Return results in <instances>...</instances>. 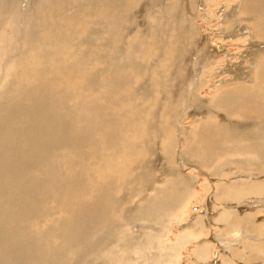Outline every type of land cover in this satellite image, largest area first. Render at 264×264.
<instances>
[{"label":"rangeland","instance_id":"1","mask_svg":"<svg viewBox=\"0 0 264 264\" xmlns=\"http://www.w3.org/2000/svg\"><path fill=\"white\" fill-rule=\"evenodd\" d=\"M20 1L17 0V2L12 4L11 0H3L2 2L0 0V6H1L0 17L4 18L2 19L3 21L6 19L7 22L6 21L5 22L8 25L6 23L4 24H6L7 26L10 25L9 28L11 29L12 33H11V37L9 38L10 40L9 43L12 42L13 40L12 44L16 42L20 44L21 42L20 39L21 37L23 38L24 36L23 34L26 33L25 31L26 29H28V25H31L35 21L38 22V20H36L38 18L36 17H39L41 15L40 7L38 6L39 4L41 5V0H22L21 2ZM48 1L50 0H47L46 2ZM75 1L77 0H74L75 4L74 3L72 4L74 6H72L71 4H70L71 6L66 5L65 1L63 0L59 3L60 5L62 2L64 3V5L62 4L63 6L61 10L60 7H58V10L60 13L63 9V13L60 14L62 15V19L63 17L66 19V20L63 19L66 22H64L63 20H62L63 22H61L63 23L61 24V27L63 29L65 28L64 33L63 32L61 33L63 37L61 35H60L61 37L59 36V38L63 40V43L53 42V44L48 47L45 44L43 45L44 49H41L40 51L36 48H31L28 51V53L25 55L26 56L25 60H22L19 63L17 67V72L18 74H20L21 72L23 74L24 73L26 74L28 72L29 75L28 79H24L23 81L25 85L31 86L38 79V75L36 73L37 69H38L37 70L38 73L46 74L48 68L52 69L54 65H55L54 67H56L58 64L63 62L64 64L63 63L62 64L68 67L67 70H69V73L66 76L64 75L62 77L61 74H59V76L61 77V82L57 86V89L59 86H61L62 88H64L66 92L68 91L67 93L68 95L64 96L62 99L63 105H66V107L67 106L70 107L74 112H80L81 109L79 110V105L81 103V97L79 93L82 88L83 79L86 78L90 80L92 78L93 80L96 81L97 79L99 80V78L100 80L106 79L105 77L106 75L100 74L102 68L104 67V64H101L102 62L100 60L99 61L94 60L97 63L92 61L90 63H87V60L84 61L80 59V53H83L84 49L86 48L85 47L86 41L89 39H90L89 41H92L93 39L91 40V38H93V36L94 39H97L96 36L100 34V30L98 29V27L95 28L96 27L95 25L97 24L95 23L94 25L93 22L95 21L93 18L88 17L86 13L83 14L84 11L81 8L82 2H78L79 0L77 2ZM131 1L132 3L129 4L128 9L129 10L132 9V11L130 15V20L128 21V28H127V31H130V33L127 34L126 36H121V34H117L113 36L112 41L115 44H118V46L122 45L123 42H125V46H122L120 48L126 50L123 51V55L126 56L122 55L121 56L122 58L121 57L117 58L118 60L125 61L126 59L127 61H129V63H135L136 65H139V67L132 69L129 68L127 72L126 68H128L129 66L126 64L124 66L121 65V67L123 68L127 66L124 69L125 71L122 70L119 73L123 74L124 72H126L131 77L129 78V84L127 83L123 87L118 86L116 91L112 92L110 95H108V97L111 98L112 96L113 98L112 101L114 100V98H116L115 100L117 104H122V106L117 105L118 107L116 108V111H119L121 109L124 110L125 108H127L128 104L130 106L132 104L131 100L134 98L137 104L142 103L140 104V106L143 108L142 111L143 113L142 112L137 113L139 114V117L142 118L140 119V121H133L132 126L129 123H127L126 124L127 127L123 129L119 128L118 129L119 131H115L116 129H114L113 131L112 129V131L115 133V136L117 137V140H119L121 146V149L116 157H113L109 154L110 145L108 143L101 144L103 150L102 153L100 152V155H98L96 152L97 146L95 143H93L91 146L87 148L88 151L87 161L96 164V167H98L97 171H95L94 169H86L84 170L85 173H80L79 175L75 176L74 174L75 169L79 164L76 162L77 159H75L74 161H70V163L66 166L61 164L58 167V173L56 174L57 177L56 178L52 177L51 180L46 181V186L44 187L40 202L41 212L39 214L35 213L37 214V216H34L29 213L25 220V223L29 227L30 231L32 230L34 236L36 235L35 237L43 244L42 252L39 257L41 263L47 264L51 260V258L54 257L55 264H58L60 255L61 258H63L66 255H67L66 257H68L72 254L71 250L69 249V243L66 244V242H64L63 237L61 236L50 234L51 233L50 230H53V227L54 228L57 227V230H61V231L66 230L65 227L61 224V222L66 215L67 206L74 204L77 199V196L74 194L73 187L77 185L81 180L84 181L85 189L88 194L95 196L99 195L105 200L113 197H118L119 199H121V201L124 199L123 200L124 202L122 201L123 207L133 208V207L143 206L145 204L142 200L143 198L147 196L156 195V192L154 190L164 187L165 182L167 181V179H169V176H167V174H164V171L168 169L167 166L168 167L171 166L169 168H176L177 170L180 169L181 173L187 176L186 179H188L189 181L191 180L188 188H190V194H192L193 197H189L188 200L186 199L180 200L177 209L172 210V212H170V214L167 215L165 219L163 218L164 219L163 221L161 222L154 221L152 223L153 229L144 228L143 230H145L146 232H139L138 229L141 230V227L139 228L137 227L141 224H138L136 221H132V224L130 223L131 225L129 224L128 226V232H130L132 235L131 238L136 239V237L138 236L139 237L144 236L145 238H148L150 242L154 241L153 242L154 244L152 245L150 244L142 250H139L140 248L138 249L133 248L132 250H130L128 255L131 258H129V260H127L128 262L126 261V263L122 261H120L121 263L117 261L114 262V260L109 255L99 253L98 255L95 256V258H92L91 261L87 260L83 262V264H104V261L106 259H109V261H111L106 264H114V263L149 264V261L155 254H158L157 256L155 255L157 261V263L155 264H264V257H262L264 254H259V253H264V244H263L264 235L261 234L263 233L262 229H264V192L259 194L252 193L251 195L248 196L245 195L243 199L239 200L238 202L239 206L233 207L231 209L229 207V203L227 201H224L222 199V196H219V193L222 192V190L226 189V187H228L230 184L232 185L237 181L244 183H253L254 185L255 183L264 181V163L262 162L260 163V169H259L260 171L258 173H255L254 171L258 169L250 168V171L253 173L252 174L246 172L245 169L240 168L241 167L240 165L239 166L237 164L235 165V163H231L230 161L227 160H226L227 162H223L222 159V162L219 165L220 168L218 167L219 172H216L218 174L214 175L212 174V172H214L217 167L215 166V163L219 164L221 160L214 162V164H212L215 167L211 166V168L207 167L205 169L200 166V162L196 158H193V155H191V153H188L189 157L184 155V153H186L184 148L189 147L193 142L191 139L193 135V131L195 130V128L199 127L200 125L203 124L205 125L206 123L209 122L212 123L211 125H215L218 123L226 124L230 122L233 123L235 122V120L237 122H242L244 125H247V123L251 121L244 118L242 115H240L239 112L236 113L232 112L231 116L227 118L224 113L218 110L217 107H214L215 106L214 104L216 103V101L220 100L219 99V96L221 95L220 93L231 91L236 88L239 89L240 87H242L243 89L245 87L246 88L248 87L250 90L259 89L261 87V85L257 83V80H259V65L262 62V59H264L263 57L264 52L260 53L259 56L260 58L259 57L253 58L254 53H256L257 50L254 46L251 45L252 44L251 41L255 39L256 35H258L256 30V22L258 21L257 20L258 17L254 15L250 17L249 13H246L245 11L242 12V7L244 5L243 3H241V0H201L204 2V4H202L203 2L202 3L200 2L199 4L198 0H192V1L166 0V2L165 0H163L164 4L161 2L159 3L158 0H149V1L141 0L143 2L139 0H131ZM156 1L159 3L158 6L156 4L150 5ZM237 1H239L238 2L239 4L236 3ZM3 2L6 3L4 4ZM176 2L178 3L174 4ZM50 3L53 4L52 0L51 2H49V5ZM146 5H147V9L145 8ZM50 6L52 7V5ZM50 6L48 7L51 8ZM64 6L66 7V10L69 9V11L66 12ZM236 6L237 8H235ZM69 7H72L71 11ZM76 7H79L82 10L80 11V9ZM49 8L47 9L48 12L45 11L47 13L46 16L48 15L49 12H50L49 15L52 13L51 12L52 9L50 11ZM53 8L55 9L57 7L53 5ZM72 9L73 12H75L74 15ZM8 10L11 11L8 12L7 15L4 14V11H8ZM121 10L123 11L125 10L123 4L121 6ZM225 10L228 13L232 11L235 12L234 16H232L235 18L234 19L231 18L230 21L229 20L224 21L225 19H223L224 16L223 13L226 14ZM177 11L180 12L177 13ZM24 12H26L27 14L25 13L24 15ZM69 12L72 13L71 17L69 16L70 15ZM38 13L39 15H37ZM64 13L67 14L69 13V15L65 14L67 17L69 16V18L63 16ZM60 14H58L60 17L58 15H57L58 17L56 16L58 19L61 18ZM107 15L108 13L106 14V16ZM114 15H118V13L114 12ZM174 15L179 16L180 19L179 17H176L178 19L177 21L176 18L172 19V16ZM247 15H249V17ZM28 16L33 18V22L32 19L29 18ZM257 16H261V14L259 15L257 14ZM121 20L120 22L124 21ZM249 21H250V25L252 26L249 25ZM68 22L70 24H68ZM172 22L175 24L176 30L171 29L169 31H166L167 35L164 34V30L166 26L172 25ZM71 23L73 25H71ZM239 23L242 24L240 25ZM26 24L28 25L26 26ZM93 25L95 26L94 30L92 28ZM147 25L150 27L148 29V34L146 35L140 34L139 30L142 28H147L148 27ZM234 25L237 26L235 27ZM68 26H73L74 28ZM178 26H180V30ZM90 27L92 29H90ZM187 27H191L189 33L191 31L192 32L194 31L192 36L195 39L194 41L197 47L193 45V40H192L193 37L187 38L185 41H184V36L180 38L178 33H180V31L185 32ZM5 30L7 32V29ZM88 30H89V34L87 33ZM90 31L92 32V35ZM195 31L201 34V35L199 34L200 37L197 35V33H195ZM19 32L22 35L19 34ZM154 32H157L159 36L155 35ZM66 33L68 35H64ZM241 33H243V35H241ZM18 36L20 39H18ZM12 37H16L17 39L15 38L12 39ZM65 37L66 39L68 38L67 39L68 41L65 39ZM156 38L157 40H155ZM174 38H176L175 42H174ZM261 39H264V37H261ZM161 40L167 41L168 45L162 46L161 51L153 48V45H156L155 42L158 43V41ZM74 42L75 43L77 42V44H74ZM82 42L84 45L81 44ZM212 42L219 47L223 45L222 47L223 49L221 48L215 50L214 48H216L217 46L215 47V45ZM68 43H70V45ZM184 43L186 44L185 47L182 49L184 52H182L180 51L181 46L178 45H183ZM148 44L150 47L148 46ZM5 48L6 46H4V49ZM131 48H133L132 51ZM163 48H166L167 50ZM196 48L199 49L198 50L199 54L197 53ZM7 49L8 48H6L5 50ZM48 50L51 51L52 56H50L51 53L50 51L48 52ZM18 51H19V47L16 46L12 48L11 53L10 51L9 53L11 55L13 54L16 55L17 54L16 52ZM98 51L101 52L100 50ZM200 51L203 52L201 53ZM180 54L182 55V58L179 57ZM127 55H129V57ZM87 56L89 57V55ZM117 59H113V60L109 59L108 61L112 60L113 62L114 61L118 62ZM109 65L112 66L111 64ZM54 69H52L53 73H55ZM150 70L153 72H150ZM1 72L2 70L0 69V76L2 77L0 79V92L9 90L11 86L15 87L14 83L16 79L14 78V76H12L14 69L12 67L8 68L6 66L3 73ZM87 73L91 75V78L87 76L89 75ZM149 79L152 80L150 81ZM88 81L86 80L84 83L86 84ZM2 82L4 84H1ZM8 83L9 84L11 83V86ZM143 83L144 86L147 87V95H146L147 98L150 96L148 100L136 99L133 96L136 89L142 86ZM100 84L101 82L92 84L91 85L92 89L91 90L89 89L88 91L90 92L92 91L94 93L101 91L102 86ZM4 86L6 87V89ZM249 86L252 87L250 88ZM61 87L59 88L61 89ZM176 87L178 88L180 87V88L178 89ZM174 91L178 93L177 99L175 98L176 103H174V106L176 107L175 112H172V110H168L167 112H170V115L163 116L162 110L168 103L165 101V99L169 97L171 100L172 95L175 94ZM241 93L242 91H239L237 94L240 95ZM156 96L158 98H156ZM204 107H210L212 112H216L213 113V117H209L208 115L205 114L203 115L198 114V112H202ZM213 108L215 109V111ZM137 109L140 110V107ZM7 111H5V113H7ZM116 111H115L116 116H119V112ZM127 114L128 112L126 113V115ZM261 114L264 115V112H261ZM120 116L119 118H121L122 120L119 121V123L121 122L120 123V127H121L122 124L124 123V118ZM149 121L153 122L149 127L154 126V124L156 125L158 124L157 127L156 126L155 128L152 127L153 129L152 128L150 129L149 127L146 128L145 125H147V122ZM170 141L173 142V147H172L173 151L171 150V152L167 154L164 150L165 148L164 144H168L170 143ZM134 143H138L139 145H134ZM126 144L129 145L126 146ZM145 146L148 147L152 146L157 149H155L156 150L155 152L152 153L148 152V154H146L145 152L142 151V149ZM161 147H163V150L161 149ZM241 152L240 153L235 152V153H238L237 154L238 158L240 157L242 159L248 158L249 160L248 165L252 164L251 158L254 157L253 158L254 160L257 159L258 154L254 153V151L251 150L247 151L244 149ZM61 153L62 151L60 150V148L55 146V148L52 149L50 155H58ZM260 153L261 155H263L264 151ZM80 156L81 155H78L77 158H80ZM224 157H233V156L232 154H226ZM259 159L261 158L259 157ZM61 160L62 158H60V161ZM149 160L154 165L156 163L157 167L159 166L157 170L153 172L151 171V173L149 174L143 169L139 172L138 178L133 179L132 173L134 172H132L129 168L134 167L137 162L139 164L141 162H147L148 164L147 163L146 164L149 165L150 164V162H148ZM222 163L224 165H222ZM47 164H49V161L47 162ZM71 177H76V178L72 181H68V178ZM45 178H47V173L42 177L41 180L38 181L39 184H41V187ZM54 185L58 186V188L56 190H51L52 186ZM145 185H148V187L144 191L140 192L142 187ZM36 191H39V189H37ZM136 193H138L137 196ZM230 204L234 205L236 203L230 202ZM119 207L120 206L117 205V209H119ZM200 210H204L206 213L202 214ZM231 210H233L234 212L232 214L233 218L231 217L230 219L235 220L239 218V222L241 219H245L244 225L241 224L239 228H236V226L233 225L234 223L231 224L230 221H225V222L221 221L223 215ZM115 215L114 218L116 217ZM50 219H52V221H50ZM190 220L192 222H190ZM188 223H191L193 228L196 229L200 228L199 230L202 232V234H200V236L196 239L193 238L191 240L185 239L179 241L181 240L180 239L181 236L184 235L185 233L184 230L188 229L189 227L187 226L189 225ZM36 225L38 228L36 227ZM253 225L256 227L257 232L259 230L260 232L258 233L259 235L252 234L251 230L253 231V229H251L250 227H254ZM119 229H122V227H120ZM135 232H139L136 234L138 235L136 237L133 235ZM49 234L52 236H50ZM117 240H120L121 242L124 241L123 238H119ZM202 241H204V243ZM247 243L256 244L257 246L255 245L256 247L250 248L246 245ZM45 246L47 248H45ZM52 247H53V251H52ZM203 247L207 249L205 256H202L203 254L200 255L197 253L199 249ZM257 247L259 249L258 250L259 252L257 251ZM115 249L118 250L117 247H115ZM210 250L211 251L218 250V252L220 253L219 257L213 260V258L210 257L209 255ZM256 251L257 253H254ZM252 252L255 254V257L253 256ZM120 254L121 255L123 254L122 251L120 252ZM124 255H126V253ZM257 255H262V256L261 257L259 256L256 259ZM88 257L89 255L86 256L87 259ZM133 259L135 262L130 261Z\"/></svg>","mask_w":264,"mask_h":264},{"label":"bare ground","instance_id":"2","mask_svg":"<svg viewBox=\"0 0 264 264\" xmlns=\"http://www.w3.org/2000/svg\"><path fill=\"white\" fill-rule=\"evenodd\" d=\"M2 1L3 0H1V2ZM46 1L47 0H41V5L40 4L38 5L41 11V15L39 17H36L38 18L36 19L38 20V22H36L35 20H34L35 22H33V18L29 17L33 13L28 16L29 18L32 19L33 23L31 25L26 24V26L28 25V29H26L25 31L26 33L23 34L24 35L23 38L21 37L22 34L19 32V34H21L20 35L21 39L18 36V39L21 40L20 44H18L17 42L12 44L13 40L12 42L9 43L10 41L9 38L11 37V33H12L11 29L9 28L10 25L7 26L8 24L6 23L7 22L6 19L3 21L2 19L4 18L0 17V69L2 70L1 73H3L6 66L8 68L12 67L14 69L12 76H14V78L16 79L14 83L15 87H12L11 83L10 84L8 83L11 86V88H9V90H5L4 92H0V264H42L39 257L42 252L43 244L41 241H39L35 237L36 235L34 236V234L32 233V230L30 231L29 227L25 223V220L29 213L34 216H37V214L41 212L40 202H41V197L43 194L44 187L46 186V181L51 180L52 177H55V178L57 177L56 174L58 173V167L61 164L66 166L70 163V161H74L75 159H77L76 162L79 163L75 169V173H74L75 176L79 175L80 173H85L84 170L86 169H94L95 171H97L98 167H96V164L87 161L88 159L87 148L91 146L93 143H95L97 146L96 152L98 155H100V152L102 153V150H103V147L101 146V144L108 143L110 145L109 154L113 157H116L121 149V146H120L119 140H117V137L115 136V133L113 132L114 129H116L115 131H119L118 130L119 128L121 129L126 128L127 123H129L132 126L133 121H140V119L142 118V117L140 118L139 114H137L138 112L143 111V108L140 106V104L142 103L137 104L134 98L131 100L132 104L130 106L129 104L128 105L126 104L127 108L123 107L125 108L124 110L121 109L119 111H116V108L118 107L117 105L122 106V104H117L115 100L116 98H114V100L112 101L113 99L112 96L111 98L108 97V95L116 91L118 86L123 87L127 83L129 84V78L131 77L126 72H124L123 74L119 73L122 70H124L127 66L123 68L121 67V65L124 66L126 64L129 66L128 68H126L127 72L129 68L132 69V68L139 67V65H136L135 63H129V61H127L126 59L125 61L118 60L117 58L123 55V51H126L123 48H120L122 46H125V42H123L122 45L118 46V44H115L112 41L113 36L117 34H121V36H126L127 34L130 33V31H127V28H128V21L130 20V15L132 11V9L131 10L128 9L129 4L132 3L131 0L129 1L128 0H84V1L77 0L78 2H82V7L80 5L79 6L83 9L84 11L83 14L86 13L88 17L94 19L95 21L93 22L94 25L95 23L97 24L95 25L96 27L93 25L92 27L93 30H94V27L95 28L98 27V29L100 30V34L98 36L95 35L97 39H94V36H93V38H91V40L93 39L92 41H89L90 39L86 41V46H85L86 48L84 49L83 53H80V59L84 61L87 60V63H90L91 61L96 62L94 60H97V61L100 60L102 62L101 64H104V67L102 68V71H101L102 73L100 72V74L106 75L105 76L106 79L100 80L99 78V80L97 79L95 81L91 78V75L87 73L90 75V76L89 75L87 76L91 78L90 80H93V81H90L89 79H86V78L83 79L82 88L79 93L81 97V103L79 105V110L81 109L80 112H74L70 107L68 106L66 107V105H63L62 99L64 96L68 95L67 94L68 91L66 92L64 88H62L61 86H59L61 87V89L59 87L57 89V86L61 82V77L64 75L66 76L69 73V70H67L68 67L64 66L63 62H62L63 64L60 63L56 67H54L55 65L53 64L54 66L52 69L55 68L54 69L55 73H53V70L50 68L47 69L46 74L38 73L37 72L38 69H37L36 73L38 75V79L31 86H27L24 84L23 80L28 79V76H29L28 72L26 74L25 73L23 74L22 72L18 74L17 67L22 60H25V57H26L25 55L28 53V51L31 48H36L40 51L41 49H44L43 45L46 44L48 47V46H51L53 42L63 43V40H61L59 36L61 35L62 32L64 33L65 28L63 29L61 27V24H63L61 22L63 21L66 22L65 21L66 19L64 17L63 19L65 20L62 19V15L60 13H63V9L59 13L58 7H60V10H61L64 3L62 2L60 5L59 3L62 0L61 1L52 0L53 4L50 3V5H52L51 7L49 5V2H51V0L48 2ZM63 1H65L66 5H70V4L72 5L74 3V0H63ZM198 1H199L198 2L199 4L200 2L201 3L203 2L201 0H198ZM15 2H17V0H11L12 4ZM158 2L159 3L161 2L164 4L163 0L162 1L158 0ZM158 2L156 1L150 5L156 4L158 6L159 5ZM238 2L239 1H237L236 3ZM177 3L178 2L174 4H177ZM241 3H243L244 5L242 7V12L245 11L246 13H249L250 17L252 15L258 17L257 18L258 21L256 22V30L259 36L256 35L255 39L251 41L252 43L251 45L254 46L257 50V52L254 53L253 58L254 57L258 58L260 56V53L264 52V39H261V37H264V0H241ZM122 4L124 5V8H125L124 11L121 10ZM202 4H204V2ZM53 5H55L57 8L54 9ZM48 6H50L51 8H49ZM48 8L50 9V11L52 9L51 11L52 13L49 15L50 13L49 12L48 15L46 16L47 14L46 12H48L47 11ZM69 8L71 11L72 7H69ZM76 8H79V7H76ZM81 8H79L80 11L82 10ZM145 8L147 9V5ZM235 8H237V6ZM178 10H181V9H178ZM10 11L11 10L4 11V14L7 15V13ZM65 11L67 12L69 11V9L66 10V7H65ZM72 12H73V9H72ZM106 12L108 13L107 16H106L107 14ZM114 12H117L118 15H114ZM179 12L180 11H177V13ZM225 12L226 14L222 12L224 15L223 19H225L224 21L226 20L230 21L231 18L232 19L235 18V17H232L234 16L235 12L232 11L228 13L226 10ZM0 13H1V10H0ZM25 13L26 12H24V15ZM69 13L68 14L64 13L63 16H66L65 14L69 15ZM74 13L75 12H73V15ZM58 14L61 15V18H60L61 20L57 18L59 16ZM257 14L258 15L261 14V16H257ZM37 15H39V13ZM71 15L72 13H70L69 16L71 17ZM176 15L172 16V19L179 17ZM249 15L247 16L249 17ZM69 16L68 17L66 16V17L69 18ZM121 19L124 21H122ZM120 20L123 23L120 22ZM126 20H127V23H126ZM177 20L178 19L176 18V21ZM69 22L68 24H70ZM4 23H6L7 25ZM239 24L241 25L242 23H239ZM71 25L73 24L71 23ZM249 25H250V21H249ZM68 27H73V26H68ZM178 27L180 30V26ZM92 28L90 27V29ZM149 28H150L149 26L147 28H142L139 30V33L146 35L148 34ZM190 28L191 27H187L185 32L180 31V33H178L180 38L184 36V41L187 38L193 37L192 34L194 31L193 32L191 31L189 33ZM5 29H7V32ZM171 29L176 30L175 24L173 22H172V25L166 26L164 30V34L167 33L166 31H169ZM87 33L89 34V30ZM154 33L155 35L159 36L157 32H154ZM195 33H197L198 36L200 34L199 32H196V31ZM64 35H68V34L66 33ZM91 35H92V32H91ZM241 35H243V33H241ZM61 36L63 37V35ZM13 38L17 39L16 37H12V39ZM175 39L176 38H174V42L176 41ZM155 40H157V38ZM192 40H193V45L197 47L194 41L195 40L194 37ZM153 41H154V38H153ZM155 43L156 45H153V48L159 51H161L162 46L168 45L167 41H164V40H161V41H158V43L157 42ZM68 44L70 45V43ZM74 44H77V42L76 43L74 42ZM81 44L84 45L83 42ZM185 44L186 43H184L183 45H178V46H181L180 51L184 52L182 49L185 47ZM213 44L215 45V47L217 46L215 43ZM15 45L19 47V51L16 52L17 53L16 55L13 54L14 55L13 56L10 53L12 51V48L16 47ZM4 46H6V48L8 49L5 50L6 48L4 49ZM222 47L223 45H221L220 47L217 46L214 49L215 50L221 49ZM132 49L133 48H131V51ZM163 49H166V48H163ZM8 50L10 51V53ZM98 50H100L101 52H99ZM198 50L199 49L196 48V51L199 54ZM49 51L50 50H48V52ZM200 52L202 53L203 51H200ZM87 55H89V57ZM50 56H52V53ZM123 56H126V55H123ZM127 56L129 57V55ZM179 57L182 58V55L180 54ZM109 59H112V60L117 59L118 62L117 61L113 62L112 60H111L112 62L108 61ZM109 64H111L112 66H110ZM150 72H153V71L150 70ZM59 74H61V77L59 76ZM1 78L2 77L0 76V79ZM86 80L87 81L89 80V81L85 84L84 82ZM98 82H101L100 84L102 86L101 91L96 92L94 90L96 93L92 91L91 92L88 91L89 89L90 90L92 89L91 88L92 84H95ZM144 83L142 84V86L136 89L135 93L133 94V96L136 99H140V100L147 99L148 100V98L150 97L149 96L147 98L146 96L147 87L144 86ZM257 83L261 85V87L259 88L261 90L259 89L250 90L248 87L247 88L245 87L244 89L242 87H240L239 89L236 88L231 91L220 93L221 94L219 96L220 100L216 101V103L214 104L215 105L214 107H217L218 110L224 113L227 118L231 116L232 112H235V113L239 112L240 115H242L244 118L251 120L247 123V125H244L242 122H237L236 120L233 123L230 122L231 121L230 120L229 121L230 123H226V124L218 123L215 125H211L212 123L209 122V123H206L205 125L204 124L200 125L199 127L195 128V130L193 131V135L191 137L193 142L191 143L190 146L188 145L189 147L184 148L186 152L184 153V155L189 157L188 153H191V155H193V158H196L200 162V166L202 168L206 169L207 167L211 168V166L212 167L217 166L216 170L214 171L215 173L211 171L212 174L214 175L218 174L216 172H219L218 167L220 163L222 162V159H223V162L230 161L231 163H235V165L236 164L238 166L240 165L241 166L240 168L245 169V171L249 173H252L250 171V168L258 169V170H254L255 173H258L260 171L259 170L260 163L261 162L264 163V154L261 155L260 153L264 151L263 149L264 147V115L261 114V112H264V59H262V62L259 65V80H257ZM1 84H4V83L2 82ZM77 84H80V83H77ZM249 87L251 88L252 86H249ZM239 91H242L241 94L243 95L237 94ZM174 93L175 94L172 95L171 100L169 97L166 99L164 98L165 101L168 103L162 110L163 116L170 115V112H167L168 110H172V112H175L176 107L174 106V103H176L178 93L175 91ZM156 98L158 97L156 96ZM139 107H140V110L137 109ZM210 107H204L202 112H198V114L199 115L205 114V115H208L209 117H213V113H216V112H212ZM5 111H7V113H5ZM115 111L119 112V116L121 115L120 117L124 118V123L122 124L121 127H120L121 122L119 123L121 118H119V116H116ZM127 112L128 114L126 115ZM152 123H153L152 121L147 122V125H145L146 128L149 127ZM157 125L154 124V126L152 127L155 128V126L157 127ZM255 126H256V129H255ZM152 127H149V128L151 129ZM128 145L129 144H126V146ZM134 145H139V144L134 143ZM55 146L59 147L62 153L58 155H50L52 149H54ZM164 146H165L164 148L165 152L169 154L172 150L173 142L170 141V143L164 144ZM155 149L157 148H154L152 146L151 147L145 146L142 149V151L148 154V152L150 153L155 152L156 151ZM161 149L163 150V147H161ZM244 149L247 151L248 150L254 151V153L258 154L256 160L253 159L254 157L251 158L252 164L248 165V162H249L248 158L242 159L240 157L241 158L240 159L238 158V155H237L238 153H235V152L240 153ZM226 154H232L233 157H224ZM78 155H81L80 158H77ZM259 157L262 160L259 159ZM60 158H62L61 161H60ZM48 161H49V164H47ZM217 161H220L219 164L215 163V166L212 165L214 164V162H217ZM148 162H150V160ZM146 163L147 162H141L139 164L137 162L134 167L129 168L132 172H134L132 173L133 179H137L139 172L143 169L147 173L150 174L151 171L152 172L156 171L157 168L159 167V166L157 167L156 163L155 165L152 162H150L149 165H147L148 163L147 164ZM222 165L224 164L222 163ZM169 167L167 166L168 169L164 171V174H167V176H169V179H167V181L165 182L164 187L160 189H155L154 191L156 192V195L147 196L143 198L142 200L145 204L143 206L133 207L134 209L131 207H128V208L123 207L122 206V201L124 200L123 198H122L123 199L122 201L118 197H113V198H109L105 200L99 195L95 196V195L88 194L86 192L83 180H81L77 185H75L73 187V191H74V194L77 196V199L74 204L67 206L66 215L64 219H62V222H61V224L65 227L66 230L65 231L57 230V227L56 228L53 227V230H50L51 231L50 234L63 237L64 242H66V244L69 243V249L72 252V254L68 257H66L67 256L66 255L63 258H61V255H60L58 264H83V262L87 260L91 261V259L95 258V256L98 255L99 253L109 255L114 260V262L122 261L126 263V261L129 260V258H131L128 255L130 250H132L133 248H137V249L140 248L139 250H142L148 245L154 244L153 243L154 241L150 242L148 238H145L144 236L139 237L136 234L139 232H146L145 230H143L144 228L153 229L152 223L154 221L155 222L163 221L165 217L169 215L170 212H172V210L177 209V206L179 205L178 203L180 200H184V199L188 200L189 197H193V195L190 194V188H188L191 180L189 181L188 179H186L187 176H185V174H182L180 169L177 170L176 168H169ZM46 173H47V178L44 179L42 187H41V184H39L38 181L41 180L42 177L46 175ZM75 178L76 177L68 178V181H72ZM147 187L148 185L143 186L140 192L144 191ZM57 188L58 186L54 185L52 186L51 190H56ZM37 189H39V191H36ZM263 192H264V181L255 183V185L253 183H244V182L237 181L233 183L232 185L230 184L228 187H226V189L222 190V192L219 193V196H222V199L229 203V207L231 209L233 207L239 206L238 204L239 200L243 199L245 195L248 196V195H251L252 193L259 194ZM137 195L138 193H136V196ZM230 202L236 203L234 204L235 206L233 204H230ZM117 205L120 206L119 209H117ZM200 212L202 214L206 213L204 210H200ZM233 212H234L233 210L228 211L226 214L223 215L222 219L221 218L219 219H221L222 222L230 221L231 224L234 223L233 225H235L236 228H239L241 224L242 225L245 224L244 223L245 219H241L240 222H239V218L237 217H236L237 219L231 220L230 218L232 217ZM114 215L116 216L115 218H114ZM166 220H169V219H166ZM50 221H52V219H50ZM132 221H136L138 224H141L137 227V228L141 227V230L138 229L139 232H135L133 234L135 237L138 236L139 239L138 237H136V239L131 238L132 235L130 232H128V226L130 223L132 224ZM190 222L192 221L190 220ZM188 224H189L187 225L189 226L188 229L184 230L185 233L184 235L181 236L180 238L181 240L179 241H182L185 239L191 240L193 238L196 239L200 236V234H202V232L199 230L200 228L196 229L192 227L191 223H188ZM120 227H122V229H119ZM250 228L253 229L254 231L253 232L251 230L252 234L260 233L259 230L258 232L256 231L255 226L250 227ZM118 232H119V235H118ZM262 232L263 233L261 234L264 235V229H262ZM119 238H123L124 241L121 242L120 240H117ZM202 242L204 243V241ZM246 245L250 248L257 246L256 244H252V243H247ZM115 247H117L118 250H116ZM45 248L47 247L45 246ZM258 250L259 249L257 247V251ZM52 251H53V247H52ZM121 251L123 253L122 255L120 254ZM257 251L254 253H257ZM206 252H207V249L203 247L199 249L197 253L200 255L203 254L202 256H205ZM125 253L126 255H124ZM254 253L252 252L253 256L255 257ZM259 254H264V253H259ZM88 255L89 257L87 259L86 256ZM155 255L157 256L158 254H155ZM155 255L151 258V260L149 261V264L157 263ZM209 255L214 260L219 257L220 253L218 252V250H213V251L210 250ZM259 256L261 257L262 255H257L256 259ZM262 257H264V255ZM130 261L135 262L134 259ZM108 262H111V261H109V259H106L104 261V264ZM47 264H55V258L52 257L51 260Z\"/></svg>","mask_w":264,"mask_h":264}]
</instances>
